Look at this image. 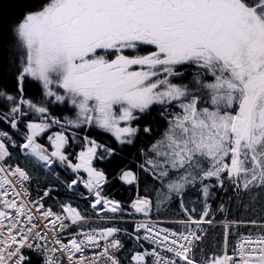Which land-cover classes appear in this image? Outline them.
<instances>
[{
    "label": "snow or ice",
    "instance_id": "obj_1",
    "mask_svg": "<svg viewBox=\"0 0 264 264\" xmlns=\"http://www.w3.org/2000/svg\"><path fill=\"white\" fill-rule=\"evenodd\" d=\"M0 264H264V0H0Z\"/></svg>",
    "mask_w": 264,
    "mask_h": 264
}]
</instances>
